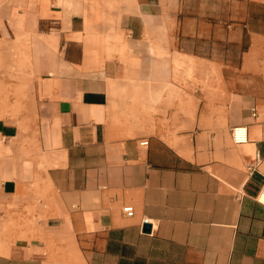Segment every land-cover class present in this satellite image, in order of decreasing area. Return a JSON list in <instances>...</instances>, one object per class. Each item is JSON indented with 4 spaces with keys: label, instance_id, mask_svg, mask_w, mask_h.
<instances>
[{
    "label": "crops",
    "instance_id": "0c3cea01",
    "mask_svg": "<svg viewBox=\"0 0 264 264\" xmlns=\"http://www.w3.org/2000/svg\"><path fill=\"white\" fill-rule=\"evenodd\" d=\"M0 44V264H264V0H0Z\"/></svg>",
    "mask_w": 264,
    "mask_h": 264
},
{
    "label": "rangeland",
    "instance_id": "374dc122",
    "mask_svg": "<svg viewBox=\"0 0 264 264\" xmlns=\"http://www.w3.org/2000/svg\"><path fill=\"white\" fill-rule=\"evenodd\" d=\"M21 48L0 44V117L19 108V85L25 81L28 66V58Z\"/></svg>",
    "mask_w": 264,
    "mask_h": 264
},
{
    "label": "built area",
    "instance_id": "2783aa9c",
    "mask_svg": "<svg viewBox=\"0 0 264 264\" xmlns=\"http://www.w3.org/2000/svg\"><path fill=\"white\" fill-rule=\"evenodd\" d=\"M230 139L232 141V143L234 145H241V144H245L247 142V127L246 126H235L232 127L230 130ZM147 141H143L140 143L141 146H147ZM264 187V186H263ZM263 187L260 190V192L258 193L257 197H256V202L264 205L263 203H261L260 201H258V197L261 194V192L263 191ZM123 212L128 216L131 217L133 215V209L132 207H124L123 208Z\"/></svg>",
    "mask_w": 264,
    "mask_h": 264
},
{
    "label": "water",
    "instance_id": "95a60500",
    "mask_svg": "<svg viewBox=\"0 0 264 264\" xmlns=\"http://www.w3.org/2000/svg\"><path fill=\"white\" fill-rule=\"evenodd\" d=\"M143 233H149L150 232V225L144 224L142 227Z\"/></svg>",
    "mask_w": 264,
    "mask_h": 264
},
{
    "label": "bare ground",
    "instance_id": "6f19581e",
    "mask_svg": "<svg viewBox=\"0 0 264 264\" xmlns=\"http://www.w3.org/2000/svg\"><path fill=\"white\" fill-rule=\"evenodd\" d=\"M258 201H260L261 203L264 204V189H263V191L261 192L260 196L258 197Z\"/></svg>",
    "mask_w": 264,
    "mask_h": 264
}]
</instances>
